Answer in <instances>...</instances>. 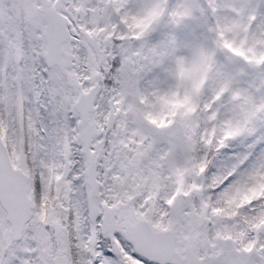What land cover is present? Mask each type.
I'll use <instances>...</instances> for the list:
<instances>
[{
  "label": "snow or ice",
  "instance_id": "snow-or-ice-1",
  "mask_svg": "<svg viewBox=\"0 0 264 264\" xmlns=\"http://www.w3.org/2000/svg\"><path fill=\"white\" fill-rule=\"evenodd\" d=\"M0 264H264V0H0Z\"/></svg>",
  "mask_w": 264,
  "mask_h": 264
}]
</instances>
